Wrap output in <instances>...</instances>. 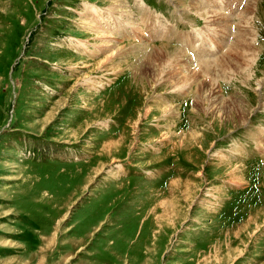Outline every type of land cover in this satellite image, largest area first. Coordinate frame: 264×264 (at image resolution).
<instances>
[{
  "label": "rangeland",
  "instance_id": "rangeland-1",
  "mask_svg": "<svg viewBox=\"0 0 264 264\" xmlns=\"http://www.w3.org/2000/svg\"><path fill=\"white\" fill-rule=\"evenodd\" d=\"M120 1L0 0V264H264V0Z\"/></svg>",
  "mask_w": 264,
  "mask_h": 264
},
{
  "label": "bare ground",
  "instance_id": "bare-ground-1",
  "mask_svg": "<svg viewBox=\"0 0 264 264\" xmlns=\"http://www.w3.org/2000/svg\"><path fill=\"white\" fill-rule=\"evenodd\" d=\"M113 2V4H111V8H112V10H115V12H117L118 14H120L121 15V17L120 18H123V19H125L126 17H127V15L129 14V15H131V13L129 12V10H126V8H125V4L123 3V2H121L120 0H112ZM195 2H197V3H201L199 0H197V1H195ZM248 3V2H247ZM199 8V9H195L198 13H205L206 15L208 14V16L210 15H213L212 13H211V10H208L207 9V11H204V8H206L205 6H204V4H202V5H197L195 8ZM246 7V6H245ZM247 7H248V5H247ZM180 8V7H179ZM247 9V8H246ZM246 11V10H245ZM243 14V13H242ZM128 15V16H129ZM218 16V15H217ZM94 17V16H93ZM220 18L221 17H218V19L220 20ZM244 18V17H243ZM215 19V18H214ZM93 20V19H92ZM110 20V19H109ZM225 20V19H224ZM129 21V20H128ZM127 21V22H128ZM217 21V20H216ZM105 23V22H104ZM225 24V23H224ZM92 26V25H91ZM218 26V25H217ZM220 26H223V23H220ZM241 27V26H240ZM174 28V27H173ZM221 28V27H220ZM231 28V27H230ZM223 29V28H222ZM141 30V29H140ZM224 30V29H223ZM170 31V30H169ZM173 31V30H172ZM175 31V30H174ZM245 31H247V30H245ZM242 32H243V30H242ZM169 33V32H168ZM167 33V34H168ZM172 33V32H171ZM176 33V32H175ZM238 35V34H237ZM239 37V36H238ZM170 41V40H169ZM165 47H167V46H165ZM185 50V49H184ZM174 52H176V50H173ZM172 52V51H171ZM178 52V51H177ZM177 52H176V56H174L172 59H173V61H176L177 59H180L179 57H178V55H177ZM204 62V61H203Z\"/></svg>",
  "mask_w": 264,
  "mask_h": 264
}]
</instances>
